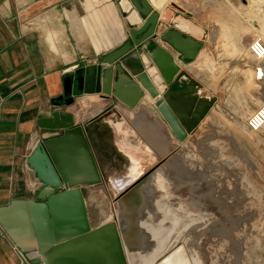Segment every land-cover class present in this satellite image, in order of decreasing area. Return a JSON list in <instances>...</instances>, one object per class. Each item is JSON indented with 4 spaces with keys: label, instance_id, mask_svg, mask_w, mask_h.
I'll list each match as a JSON object with an SVG mask.
<instances>
[{
    "label": "crops",
    "instance_id": "crops-1",
    "mask_svg": "<svg viewBox=\"0 0 264 264\" xmlns=\"http://www.w3.org/2000/svg\"><path fill=\"white\" fill-rule=\"evenodd\" d=\"M132 12L136 13L130 0H0V208L13 200L36 199L41 185L27 158L40 139L56 134L38 126V119L55 109L72 114L75 122L84 119L95 124L87 137L108 179L117 174L109 168L117 156L127 155L118 142L104 140L106 127L135 131L158 156L169 147V127L146 92L137 107L129 110L97 92L77 89L73 82V102L63 101L70 79L64 74L99 64L101 55L122 45L129 37L131 24L127 18ZM159 14L157 34L179 29L174 23L178 17L164 18L163 11ZM190 25L197 32L179 30L202 44L196 56L185 63L173 52L183 73L180 80L192 87L191 94L197 99H212L204 117L219 107L222 112L246 118L264 103L261 61L251 56L248 44H242L237 34L228 33L226 39L223 34L222 42L213 44L200 29ZM153 41L172 50L158 38ZM172 89L177 90L178 85ZM59 98V104H55ZM145 101L147 105L142 106ZM99 112L100 118L92 121ZM106 115L116 121H107ZM155 138L161 142L159 147L154 144ZM35 256L34 251L18 247L0 224V264H29Z\"/></svg>",
    "mask_w": 264,
    "mask_h": 264
},
{
    "label": "rangeland",
    "instance_id": "rangeland-1",
    "mask_svg": "<svg viewBox=\"0 0 264 264\" xmlns=\"http://www.w3.org/2000/svg\"><path fill=\"white\" fill-rule=\"evenodd\" d=\"M161 11L164 18L178 17L194 25L213 44H220L228 33L237 34L242 44L257 37L264 40V0H166ZM260 61L264 102V59ZM246 118L214 107L182 141L167 127L169 147L159 156L135 131L106 127L104 140L118 142L127 155L110 165L117 171L110 180L136 177L163 160L168 163L159 169L165 189L155 193L158 198L154 194L149 221L130 224L124 219L129 211H120L110 183L83 186L90 227L126 222L122 240L127 255L132 236L137 240L148 232L150 241H136L145 258L155 253L158 236L189 264H264V126L251 132ZM158 141L154 144L159 147Z\"/></svg>",
    "mask_w": 264,
    "mask_h": 264
},
{
    "label": "water",
    "instance_id": "water-1",
    "mask_svg": "<svg viewBox=\"0 0 264 264\" xmlns=\"http://www.w3.org/2000/svg\"><path fill=\"white\" fill-rule=\"evenodd\" d=\"M130 2L138 22L130 25L128 39L101 55L99 64L64 74L70 78L64 104L73 102V82L77 89L97 92L103 99L115 100L129 110L137 107L146 92L172 134L182 141L204 117L212 99H197L191 94L192 87L180 80L183 73L179 72L173 52L185 63L196 56L202 43L176 28L157 34L162 8L153 7L150 0ZM153 38L172 50L163 48ZM174 84L178 85L177 90L172 89ZM61 99L54 103L59 104ZM100 113L92 121L100 118ZM38 126L56 131L40 139L27 158L41 186L36 199L13 200L0 208L1 226L23 251L36 253L32 264H129L122 240L126 222L112 220L94 228L88 222L81 187L111 183L88 141L87 132L95 124L84 119L75 122L72 114L55 109L49 116L39 118ZM164 165L168 163L162 160L121 188L112 187L117 198L124 197ZM120 211L127 210L121 207Z\"/></svg>",
    "mask_w": 264,
    "mask_h": 264
},
{
    "label": "bare ground",
    "instance_id": "bare-ground-1",
    "mask_svg": "<svg viewBox=\"0 0 264 264\" xmlns=\"http://www.w3.org/2000/svg\"><path fill=\"white\" fill-rule=\"evenodd\" d=\"M151 4L153 5V7L156 8H163L164 4H165V0H150ZM127 6V5H126ZM128 22L131 25H134L138 22L137 16L135 12H132L131 14H129L128 18H127ZM175 25L184 31H189L192 33L197 32V29H195L194 27H192L189 23H187L185 20L183 19H175L174 20ZM152 71V69H150ZM156 82L158 80L157 77H155L154 79ZM144 104H147V101H145V103L143 102V106ZM109 113V112H108ZM113 116V115H112ZM116 116V115H115ZM107 121L110 120H114L113 118L109 117L108 115H106L104 117ZM119 120V119H118ZM117 120V123L119 122ZM102 121V120H101ZM105 121V120H104ZM116 121V119L114 120ZM116 123V124H117ZM106 124V123H105ZM119 124V123H118ZM153 134V133H152ZM160 138V137H159ZM166 143V142H165ZM158 149V148H157ZM166 168V167H165ZM165 174V172H164ZM163 171L161 170H156L154 171V173H152L148 178H146L145 180L141 181L140 183H138L135 187H133L124 197H122L117 204L119 205V207H124L126 208L127 211H129V215H124V219L127 221V223L132 224V222L137 223L141 222V223H145L146 220L148 218L151 217V215L153 214L152 211L150 210V206H151V201L155 202L154 197L156 196L155 193H159V195H161V192L163 191V189H165V185L163 183ZM134 177L132 175L130 176H123L121 178H113L111 179V186L114 188H121L122 186H124L125 184H127L128 182H130V180H132ZM113 188V189H114ZM112 191V190H111ZM155 194V196H154ZM158 195V194H157ZM151 197V199H149ZM157 197V196H156ZM155 197V198H156ZM162 197V196H160ZM158 198V197H157ZM161 200V199H160ZM156 202H158V199H156ZM161 202V201H160ZM144 207V208H143ZM167 207V206H165ZM171 209V208H170ZM168 211V210H167ZM124 212V211H123ZM152 214H151V213ZM150 213V214H149ZM167 213V212H166ZM169 213V211H168ZM155 214V213H154ZM170 214V213H169ZM164 215V213H163ZM168 215V214H167ZM171 215V214H170ZM129 216V217H128ZM172 216V215H171ZM160 217V216H159ZM156 218V217H155ZM168 218V217H167ZM138 219V220H137ZM178 219V218H177ZM120 220V219H119ZM140 220V221H139ZM155 221V220H154ZM158 221V220H157ZM156 221V222H157ZM157 224V223H156ZM155 224V225H156ZM138 227V224H135ZM144 225V224H143ZM157 226V225H156ZM136 227V228H137ZM146 227V226H145ZM159 227V226H157ZM140 228V227H139ZM150 228V227H149ZM152 228V227H151ZM154 228V227H153ZM152 228V229H153ZM142 229V228H141ZM140 229V230H141ZM145 229V228H144ZM156 228H154L155 230ZM134 230V229H133ZM146 230V229H145ZM159 230V229H158ZM139 231V230H138ZM153 231V230H152ZM211 231V230H210ZM189 232V231H188ZM131 233V232H130ZM141 234V233H140ZM139 234V238L136 240L134 236H132V242H130V245L132 246H127L129 247L128 250V255H129V264H189L188 260L179 255L177 253L176 249L170 248L168 250L169 244L164 242V237H158L156 236V248L154 251L155 253L153 254L152 257L150 258H145L147 257L145 254L140 253V251H138L137 249V245H136V241H140V242H146L150 241V236L149 233L146 232V236L144 235H140ZM152 235V234H151ZM169 235V234H167ZM125 237V236H124ZM127 238V237H126ZM125 238V240H126ZM129 240V239H128ZM152 240V239H151ZM139 242V243H140ZM145 242V243H146ZM127 245V244H126ZM129 245V244H128ZM143 246V245H141ZM131 247V248H130ZM140 248V247H139ZM145 249V248H144ZM137 250V251H136ZM127 254V253H126Z\"/></svg>",
    "mask_w": 264,
    "mask_h": 264
},
{
    "label": "built area",
    "instance_id": "built-area-1",
    "mask_svg": "<svg viewBox=\"0 0 264 264\" xmlns=\"http://www.w3.org/2000/svg\"><path fill=\"white\" fill-rule=\"evenodd\" d=\"M156 39V38H154ZM248 51L256 60L264 59V40L257 37L248 44ZM246 128L251 132H257L264 126V103H261L245 120ZM32 264V260L28 262Z\"/></svg>",
    "mask_w": 264,
    "mask_h": 264
},
{
    "label": "flooded vegetation",
    "instance_id": "flooded-vegetation-1",
    "mask_svg": "<svg viewBox=\"0 0 264 264\" xmlns=\"http://www.w3.org/2000/svg\"><path fill=\"white\" fill-rule=\"evenodd\" d=\"M117 159H122L121 157L117 156Z\"/></svg>",
    "mask_w": 264,
    "mask_h": 264
}]
</instances>
